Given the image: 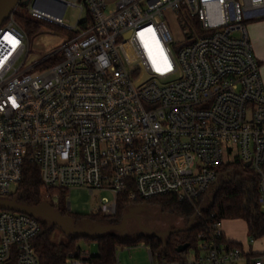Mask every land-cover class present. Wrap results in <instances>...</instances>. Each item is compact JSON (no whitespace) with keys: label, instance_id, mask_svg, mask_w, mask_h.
Instances as JSON below:
<instances>
[{"label":"built area","instance_id":"obj_1","mask_svg":"<svg viewBox=\"0 0 264 264\" xmlns=\"http://www.w3.org/2000/svg\"><path fill=\"white\" fill-rule=\"evenodd\" d=\"M109 5L29 0L31 17L74 35L27 65V36L13 13L0 25V197L30 163L46 189L110 191L112 201L97 206L102 215L115 213L121 194L171 195L203 219L198 199L222 165L237 161L256 175L264 212V82L246 26L264 18V0ZM69 6L85 10L73 26L63 22ZM169 26L180 36L175 52ZM39 231L37 217L0 210V264H39ZM180 255L159 262L148 249V264L264 263L263 254L230 246L220 222ZM64 264H90V253Z\"/></svg>","mask_w":264,"mask_h":264},{"label":"trees","instance_id":"obj_2","mask_svg":"<svg viewBox=\"0 0 264 264\" xmlns=\"http://www.w3.org/2000/svg\"><path fill=\"white\" fill-rule=\"evenodd\" d=\"M17 10H23L24 15L18 13ZM15 23L26 34L30 36L38 31L41 22L39 19L31 17L27 13L26 5L20 2L13 12ZM70 33V32H69ZM74 33H70L72 37ZM245 176H244V175ZM222 175H224L222 177ZM217 184L212 192L207 207L201 209L202 218L196 216L189 229H185L176 233L165 236V240L149 236L148 234H140L134 238L117 237L114 231H108L97 238L91 240L86 237H77L65 235L62 239H57L55 228H59L43 220L40 221V231L33 240V246L38 257L39 264H64L71 254H77L82 249L78 246L79 238L85 241H94L97 244V253L90 255V264H114L115 252L119 246L136 244L142 242L153 254L157 261L179 259L184 251L189 248H195L200 234L210 235L213 232V224L221 222L225 219H240L246 224L247 232L254 237L264 235V212L261 211L257 204V177L247 170L241 162H233L231 164L222 165L219 169ZM47 192L57 193V204H53L48 200L53 209L59 215L74 219L88 217L99 224H119L127 206L131 202H145L157 205L162 212L175 214L190 220L195 213L194 206L186 201H179L174 196L163 195L156 196L146 200L136 199L129 201L125 194L117 196L116 211L111 216L101 217L100 212L93 215L71 214L62 209L61 200L66 196V190L46 189L43 187L39 176L38 168L30 163L24 165L22 179L16 185V189L10 195L3 198L13 200L23 206H34L44 202V194ZM201 198V197H200ZM199 198V199H200ZM198 199V200H199ZM213 217L210 218V215ZM60 229V228H59ZM227 241V240H226ZM188 243L189 247L182 251L176 252V248L180 244ZM230 246L241 248V244L237 242L227 241Z\"/></svg>","mask_w":264,"mask_h":264},{"label":"rangeland","instance_id":"obj_3","mask_svg":"<svg viewBox=\"0 0 264 264\" xmlns=\"http://www.w3.org/2000/svg\"><path fill=\"white\" fill-rule=\"evenodd\" d=\"M114 1L115 0L109 1L110 2L109 9L112 8V3ZM17 12L23 15L25 14L23 10H17ZM78 16L83 18L85 16V10L80 12L78 9L69 6L65 10L63 16V22L73 26ZM262 20H264V18L247 20L246 26L249 36L251 30L257 31L259 29L257 23H259ZM40 21L41 22H39L40 25L38 26V31L35 32L34 34H31L30 36L27 35L29 52L25 65L30 64L58 50L61 47V45L70 36V33L64 30L63 28L54 24H48L42 20ZM169 27H170L169 31L171 34V39L173 41L170 48L172 52H175L178 46L180 45V42H177L178 40H180V36L176 32L174 26L172 27L169 26ZM246 168L248 171L252 173V171L248 167ZM223 176L224 175H222V177ZM215 188L216 187L212 188L211 192L208 195L202 196L197 201L196 206L201 208L207 207L210 197L212 196V192L213 190H215ZM11 189L12 192H14L16 186H12ZM56 195L57 193H52L50 195V193L47 192L43 196V198L45 199L44 202H49L48 200H51L52 203L54 204L55 201L56 202L58 201V199H56ZM102 197H105L107 200L112 201L113 194L107 190L102 192L94 191L93 194H90L85 189H71L66 193V196L61 200L60 206L62 209H65L66 212L71 213L73 215L74 214H80L85 216L91 214L93 215L95 212H97V206L99 205V201ZM53 210L55 213H57L55 209ZM66 214L63 217L69 219L70 217L66 216ZM124 214H130L129 216L126 217L125 227L120 231H114L115 235L120 238L123 237L134 238L139 234H144V232L139 228L137 218L139 219L141 226L149 228L154 231H166L174 228H186L188 223L186 222V219L181 216L162 212L157 205L148 204L145 202L129 203ZM100 216L103 217L102 214ZM37 219L43 220L40 217H37ZM102 220L100 222L107 221L106 219H104V221ZM99 221L91 220L88 217L74 219V220L71 218L70 220L73 226L83 230H91L95 228L96 226L100 225ZM226 222L227 221H225V223L223 224L225 225L227 224V226L229 224H233V226L230 227L233 229V233L236 237L237 243H240L243 246L248 245L250 238L253 237L249 235V233L247 232L244 222L240 219H233V220L230 219L228 220L227 223ZM54 232L57 239H62L66 235L65 232L59 228H55ZM253 239L254 241L251 244L252 248L264 250V235L260 237H254ZM162 240H165V237ZM77 244L81 249H87L90 252V254L97 253V244L94 241H85L84 239L79 238L77 240ZM189 251L191 252L192 248H189ZM115 259L116 262H118V264H146L148 263L146 246L142 242L119 246L115 252ZM235 264H245V261L240 260Z\"/></svg>","mask_w":264,"mask_h":264},{"label":"water","instance_id":"obj_4","mask_svg":"<svg viewBox=\"0 0 264 264\" xmlns=\"http://www.w3.org/2000/svg\"><path fill=\"white\" fill-rule=\"evenodd\" d=\"M22 2L23 5H27L29 0H0V25L14 12L17 5ZM63 10V6L61 11ZM0 210H9L19 213H24L27 215L40 217L43 221L48 222L52 225L59 227L65 232L66 235L77 236V237H86L88 239H95L99 235L108 232V231H120L126 225V217L130 214H123L121 221L117 225L112 224H100L91 230H83L73 226L70 222L71 218H65L55 213L52 206L48 202H41L34 206H23L16 203L13 200L0 197ZM196 217V213L192 215L190 220L187 223L186 228H174L166 231H154L149 228L143 227L140 225V221L137 218L139 228L144 233L149 236L163 239L165 236L172 233H176L185 229H189ZM189 247L188 243L180 244L176 248V252H182Z\"/></svg>","mask_w":264,"mask_h":264},{"label":"crops","instance_id":"obj_5","mask_svg":"<svg viewBox=\"0 0 264 264\" xmlns=\"http://www.w3.org/2000/svg\"><path fill=\"white\" fill-rule=\"evenodd\" d=\"M105 1L109 2L110 0H105ZM257 26H259V29L257 31L251 30L249 37H250V40H251L252 45H253L254 54H255L256 58L258 59V61L260 63L262 79H263V82H264V20H262L259 23H257ZM228 220H230V219H225V220H222L220 222V230L222 231L223 237H224L225 240L230 241V242H237L236 237H235V235L233 233V229L231 228L233 226V224H229L228 226H227V224L226 225L223 224V223H225V221L228 222ZM233 223H235V222H233ZM244 224H245V222H244ZM245 228H246V224H245ZM241 248L245 252H250V254H252V255H259V254H263L264 255V250L253 249L252 245L250 243L248 245H245V246L241 245ZM82 250L88 251L87 249H82ZM146 250H147V259H148V248L147 247H146ZM115 262H116V259L114 260V263ZM146 264H148V263H146ZM245 264H248V261H245Z\"/></svg>","mask_w":264,"mask_h":264},{"label":"flooded vegetation","instance_id":"obj_6","mask_svg":"<svg viewBox=\"0 0 264 264\" xmlns=\"http://www.w3.org/2000/svg\"><path fill=\"white\" fill-rule=\"evenodd\" d=\"M140 235V234H139ZM138 236V235H137Z\"/></svg>","mask_w":264,"mask_h":264}]
</instances>
